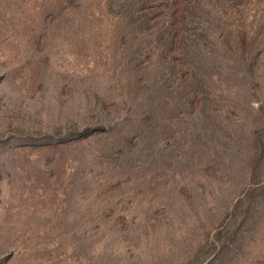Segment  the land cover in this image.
I'll return each mask as SVG.
<instances>
[{
    "label": "rangeland",
    "instance_id": "rangeland-1",
    "mask_svg": "<svg viewBox=\"0 0 264 264\" xmlns=\"http://www.w3.org/2000/svg\"><path fill=\"white\" fill-rule=\"evenodd\" d=\"M0 264H264V0H0Z\"/></svg>",
    "mask_w": 264,
    "mask_h": 264
}]
</instances>
